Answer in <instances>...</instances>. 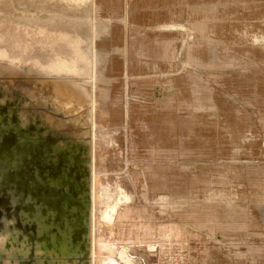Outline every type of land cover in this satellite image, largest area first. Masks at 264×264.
Returning <instances> with one entry per match:
<instances>
[{"label":"rangeland","instance_id":"obj_1","mask_svg":"<svg viewBox=\"0 0 264 264\" xmlns=\"http://www.w3.org/2000/svg\"><path fill=\"white\" fill-rule=\"evenodd\" d=\"M74 47L91 263L264 264V0H0V83ZM17 177L0 163V227L33 234Z\"/></svg>","mask_w":264,"mask_h":264},{"label":"bare ground","instance_id":"obj_2","mask_svg":"<svg viewBox=\"0 0 264 264\" xmlns=\"http://www.w3.org/2000/svg\"><path fill=\"white\" fill-rule=\"evenodd\" d=\"M72 52L40 65L47 75L29 73L20 85L7 72L0 83V163L38 200L22 213L33 234L0 227V264H92L93 102L77 78L85 53Z\"/></svg>","mask_w":264,"mask_h":264}]
</instances>
